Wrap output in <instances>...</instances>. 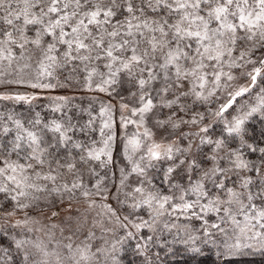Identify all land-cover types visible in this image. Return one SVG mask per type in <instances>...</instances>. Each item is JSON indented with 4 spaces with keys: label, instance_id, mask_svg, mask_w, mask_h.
Here are the masks:
<instances>
[{
    "label": "snow or ice",
    "instance_id": "1",
    "mask_svg": "<svg viewBox=\"0 0 264 264\" xmlns=\"http://www.w3.org/2000/svg\"><path fill=\"white\" fill-rule=\"evenodd\" d=\"M73 80L120 97L118 119L111 99L16 110L37 99L19 88ZM0 102V264H120L132 240L159 264L173 230L194 253L264 250V0H0ZM65 197L85 213L36 227Z\"/></svg>",
    "mask_w": 264,
    "mask_h": 264
},
{
    "label": "rangeland",
    "instance_id": "2",
    "mask_svg": "<svg viewBox=\"0 0 264 264\" xmlns=\"http://www.w3.org/2000/svg\"><path fill=\"white\" fill-rule=\"evenodd\" d=\"M55 82L56 81L54 80L53 83ZM241 83H243V81H241ZM18 90L21 92H29V93H33L34 95H36L37 99L33 100L31 103L40 105L39 109H45L49 111V117L53 115H58V113H53L50 111L52 108L58 105L62 106L65 111H70L72 113L75 112L74 114H82L80 113L81 109H89V110L95 109V111L98 113L100 105H101V101L108 102L110 99H111V102L113 104H116V107H117V111L115 113L116 119H118L119 117L118 101L120 97L110 98L105 93H101L98 91H90L87 88H85L82 83L76 80H73L71 84L67 87H57L53 89H35V90L31 88L21 87ZM122 95H127V93L126 92L122 93ZM58 97H64L65 99L63 100L57 99ZM245 99H247V97H245ZM239 103H243V101H239L237 104V107H239ZM4 105L5 104L0 102V108H4L5 107ZM213 107H215V105H213ZM230 111L235 112V109H232ZM82 115L84 116L85 119L87 118L86 113H83ZM158 177L160 176L158 175ZM131 179L134 181L135 177H132ZM40 209L42 210L43 215L42 216L37 215V219L40 220V225H36V227H40L41 225H57L58 227L54 231L56 232V235L59 236L60 235L59 229L65 227V224L69 219L75 222L77 217H80L82 216L83 213H85V211L87 210V205L83 202L82 198H80L79 200L74 199L70 201L65 197L63 201L57 198L56 205L52 208H47L45 204L42 202ZM128 211H130V209L125 208L123 212L121 213V215L127 214ZM52 212H57L59 213V215L52 216ZM136 212L138 214L140 211H136ZM92 215H94V212L89 211L88 212L89 221L91 220ZM141 216L147 219V215L145 212H143ZM177 223L183 225L187 222L181 219L177 221ZM195 227L198 228L199 224L197 223ZM17 231H21V230L17 229ZM141 232L143 231L141 230ZM145 232H146V235L150 234L148 230H146ZM175 234H176L175 230H173L172 235L165 234L164 239H167L169 243L171 244L172 237L175 236ZM97 235H99V233H97ZM123 235H124L123 232H118L116 239H118L120 236H123ZM181 235H183V233H181ZM194 235L198 236L199 233H194ZM31 238L34 240L43 241L45 243L48 240V237L44 232H34L31 234ZM135 243H136L135 240H132L131 242H126L123 245V248L124 249L134 248ZM202 245L203 244L195 243L194 246L201 247ZM188 246L190 247V245ZM210 246L213 248H216L213 245H204L205 248L210 247ZM216 249L221 252L220 249L218 248ZM257 251H264V250H260L259 247L257 246L253 250H250V251L246 250L245 254L243 255L251 254ZM121 254H122V251L118 253L120 264H122ZM222 255L225 257L228 256L227 253H222Z\"/></svg>",
    "mask_w": 264,
    "mask_h": 264
},
{
    "label": "trees",
    "instance_id": "3",
    "mask_svg": "<svg viewBox=\"0 0 264 264\" xmlns=\"http://www.w3.org/2000/svg\"><path fill=\"white\" fill-rule=\"evenodd\" d=\"M2 103L5 104L4 106L12 107L11 102ZM29 107H31L34 111L41 112L42 116L49 117V111L45 109H39L40 105L38 104H21L16 110H26ZM250 127L253 129L255 135L258 136L259 133L264 130V121H261L259 118H257L256 120L252 121ZM159 181L160 177L157 176L156 182L159 183ZM142 214L143 212L138 213V215ZM146 230L147 229H142V233L144 235H146ZM169 248H171V251L168 250ZM198 248L201 249V252L194 253L189 250L188 245L181 243H169L165 247H154L152 252L154 254H159V264H264V251H257L237 257H225L219 250L211 246L205 248L204 245H202ZM121 262L122 264H143V258L139 255H134V248H129L122 251ZM153 264H155V262H153Z\"/></svg>",
    "mask_w": 264,
    "mask_h": 264
}]
</instances>
